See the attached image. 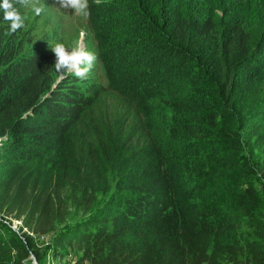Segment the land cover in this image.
Instances as JSON below:
<instances>
[{
    "label": "trees",
    "instance_id": "1",
    "mask_svg": "<svg viewBox=\"0 0 264 264\" xmlns=\"http://www.w3.org/2000/svg\"><path fill=\"white\" fill-rule=\"evenodd\" d=\"M88 4L97 60L83 80H58L48 45L25 48L0 10V223L27 230L0 253L16 242L27 259L66 190L106 191L120 161L129 193L57 247L90 264H264V0Z\"/></svg>",
    "mask_w": 264,
    "mask_h": 264
},
{
    "label": "rangeland",
    "instance_id": "2",
    "mask_svg": "<svg viewBox=\"0 0 264 264\" xmlns=\"http://www.w3.org/2000/svg\"><path fill=\"white\" fill-rule=\"evenodd\" d=\"M40 4L44 6V11L39 16L35 15L30 7L22 5L17 7L25 17L24 27L20 29V33L25 40V48L31 47L36 42L44 41L48 45L50 53L56 59L50 49L56 42H62L66 47L71 48L75 41L82 40L87 50L95 52L96 42L92 34L93 27L90 15L86 18L78 16L71 9L61 8L58 0H40ZM260 80L262 87L258 97L264 95V75L261 76ZM257 153L258 151L254 152V157H258ZM57 154V152H54L50 156L49 164H53ZM242 155L251 163L256 159L252 158V154L247 148L242 150ZM263 155L261 158H263ZM126 156L128 154L124 155V157ZM120 164V161H117V163L109 165L106 191L100 189L92 193L91 189L73 190L68 188L65 192L67 202L65 217L59 219L55 228L47 235H34L35 251L34 249L31 250L30 256L21 260L20 252L13 246L16 242H12L9 246L10 249L0 253V264H90L89 261L81 262L79 260L82 250L77 245L64 244L57 247L55 239L58 234L73 229L78 222L95 217L101 211H106L113 203L112 201H116L121 193H129V190L117 187V182L122 179L124 173ZM253 184L258 190L260 205L264 211V165L263 171L253 180ZM3 220L4 223H0V241L8 242L9 240L17 241L21 239L26 242L23 233L27 230L26 228L21 229L22 223L20 220L16 218H4ZM239 233L240 235L243 233L246 237L248 233L247 226H243ZM244 240L243 238L242 242ZM36 253H38L40 260L37 259ZM223 264H246V262L244 260L238 262L224 260Z\"/></svg>",
    "mask_w": 264,
    "mask_h": 264
},
{
    "label": "clouds",
    "instance_id": "3",
    "mask_svg": "<svg viewBox=\"0 0 264 264\" xmlns=\"http://www.w3.org/2000/svg\"><path fill=\"white\" fill-rule=\"evenodd\" d=\"M95 2L98 4L100 0ZM16 3L30 7L37 16L44 11L40 0H16ZM58 3L61 8L71 9L78 16L86 18L90 15L88 0H58ZM0 10L3 11V19L8 22V34H14L24 27L25 17L14 6L13 0H0ZM50 49L56 57L54 68L61 79L66 75L87 79L97 60L96 54L87 50L82 40L75 41L71 48L56 42Z\"/></svg>",
    "mask_w": 264,
    "mask_h": 264
},
{
    "label": "water",
    "instance_id": "4",
    "mask_svg": "<svg viewBox=\"0 0 264 264\" xmlns=\"http://www.w3.org/2000/svg\"><path fill=\"white\" fill-rule=\"evenodd\" d=\"M61 78L59 77V79L58 80H60Z\"/></svg>",
    "mask_w": 264,
    "mask_h": 264
}]
</instances>
